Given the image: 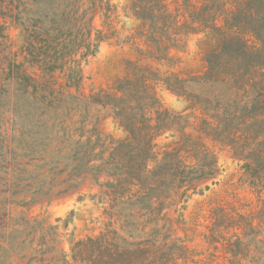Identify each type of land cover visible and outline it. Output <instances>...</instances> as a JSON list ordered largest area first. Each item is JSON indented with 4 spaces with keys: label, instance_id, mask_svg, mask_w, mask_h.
I'll return each mask as SVG.
<instances>
[{
    "label": "trees",
    "instance_id": "1",
    "mask_svg": "<svg viewBox=\"0 0 264 264\" xmlns=\"http://www.w3.org/2000/svg\"><path fill=\"white\" fill-rule=\"evenodd\" d=\"M56 1H68L76 9L75 35L66 40L63 30L58 31L53 37L55 58L47 50L42 51V59L34 53L42 76L35 74L31 80L40 83L58 69L67 75L62 88L79 90L81 59L95 55L99 43L109 39L94 26L96 9L105 14L106 8L114 6L105 0L30 3L42 11L45 3ZM83 5L89 14L84 32L78 15ZM123 12L136 22L131 41L134 58L123 61L121 76L109 88L89 95V104L108 110L123 132L104 164L92 166V176L96 182L105 176L99 185L111 195L109 216L123 221L127 237L107 228L71 243L69 264H203L184 242L169 241L168 236L159 241L156 231L147 227L164 219L166 210L187 191L221 174L208 141L241 162L249 186L264 193V0H182V4L126 0ZM6 30L0 27L3 39ZM198 34L203 35L198 45L204 51V71L189 77L178 54L186 51L189 37ZM159 87L184 98L187 106L179 112L164 107ZM218 87L224 91L215 92ZM246 87L252 97H232L231 92L235 95ZM213 101L222 106L209 112L205 107ZM188 110L199 114L192 116L185 113ZM167 133L173 140L159 145L157 140ZM251 142L254 147H249ZM92 161L95 156L88 163ZM231 207L219 201L212 214L216 232L206 240L209 245H221L230 260H239L245 258L241 246L242 239L251 236L248 230L254 222L264 225V207L252 215L241 205L236 216ZM236 230L240 233L233 239L229 233Z\"/></svg>",
    "mask_w": 264,
    "mask_h": 264
},
{
    "label": "rangeland",
    "instance_id": "2",
    "mask_svg": "<svg viewBox=\"0 0 264 264\" xmlns=\"http://www.w3.org/2000/svg\"><path fill=\"white\" fill-rule=\"evenodd\" d=\"M105 1L114 8H106L105 14L97 8L94 26L109 39L99 43L95 55L81 59L83 78L77 90L62 88L67 75L58 69L40 83L31 80L35 74L42 76L34 53L42 59L47 50L55 58L53 37L58 31L63 30L62 39L74 37L76 9L68 1L45 3L38 11L30 0H0V27L7 28L4 39L0 34V264H69L71 243L107 228L127 237L123 221L109 216L111 195L99 185L105 176L98 182L92 176V166L104 164L123 132L108 110L89 104V95L109 88L121 76L123 61L134 58L131 41L136 22L123 12L126 0ZM87 12V5L78 9L83 32ZM200 40L201 34L190 36L186 51L178 54L189 77L204 71ZM223 91V87L215 90ZM158 95L164 107L175 112L188 104L163 87ZM231 95L237 100L253 96L249 87ZM219 104L213 101L205 109L212 112ZM171 140L167 133L157 143ZM206 144L215 151L221 174L187 191L166 210L164 219L147 229L156 231L159 241L168 236L169 241L184 242L203 264H264V225L257 222L247 232L251 236L242 239L245 258L230 260L221 245L207 243L216 232L212 214L220 200L232 206L234 216L241 205L256 215L264 207V193L249 186L242 163L231 159L227 150L210 141ZM92 156L95 161L88 163ZM239 233L229 235L234 239Z\"/></svg>",
    "mask_w": 264,
    "mask_h": 264
}]
</instances>
